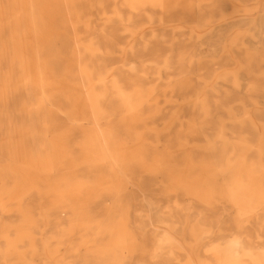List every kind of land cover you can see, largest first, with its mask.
<instances>
[{
    "label": "rangeland",
    "instance_id": "obj_1",
    "mask_svg": "<svg viewBox=\"0 0 264 264\" xmlns=\"http://www.w3.org/2000/svg\"><path fill=\"white\" fill-rule=\"evenodd\" d=\"M0 264H264V0H0Z\"/></svg>",
    "mask_w": 264,
    "mask_h": 264
}]
</instances>
